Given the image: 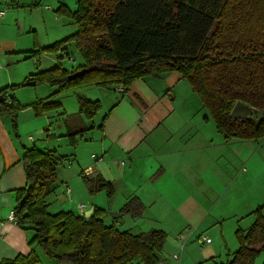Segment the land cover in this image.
<instances>
[{
  "label": "crops",
  "instance_id": "0c3cea01",
  "mask_svg": "<svg viewBox=\"0 0 264 264\" xmlns=\"http://www.w3.org/2000/svg\"><path fill=\"white\" fill-rule=\"evenodd\" d=\"M9 52L15 51L0 50V62L18 63V58L7 56L14 54ZM62 67L70 71L77 66ZM184 83L179 73L168 72L139 79L127 91L85 87L59 95L58 111L43 118L30 112L25 121L38 130V145L32 137L27 139L32 146L22 143L14 137L10 120L0 118V263L34 251L41 264H50L36 244H29L34 231L7 218L15 206L14 191L26 186L22 148L36 146L65 158L56 169L47 203L61 209L56 213L84 217L96 208L104 212L106 227L135 235L162 231L166 239L157 254L159 264H219L231 256L238 249L235 232L254 224L256 209L264 213V138L225 140ZM13 84L11 76L0 79V90ZM79 90L84 91L81 97ZM80 99L100 102L93 119L78 113ZM71 136L74 145L69 143ZM89 168L86 179L109 183L112 196L105 191L88 193L81 175ZM133 198L143 205L142 214H120Z\"/></svg>",
  "mask_w": 264,
  "mask_h": 264
},
{
  "label": "trees",
  "instance_id": "16d2710c",
  "mask_svg": "<svg viewBox=\"0 0 264 264\" xmlns=\"http://www.w3.org/2000/svg\"><path fill=\"white\" fill-rule=\"evenodd\" d=\"M8 1L14 6L15 0H5V4ZM57 12L69 15L77 32L28 54L64 53L68 57L66 45L71 41L82 64L68 71L59 57L53 68L32 74L25 85L47 84L56 88L54 95L85 87L117 86L127 91L144 77L177 72L225 140L259 142L264 138V119L254 122L230 117L236 102L264 111V0H78L74 13L64 7ZM80 70L86 73L68 79ZM9 89L14 88L0 90V118H10L17 138L19 107L8 97ZM78 103V113L88 120L101 109L99 101L80 99ZM31 107L40 117L59 109L60 104L46 100ZM73 137H69L70 145H74ZM21 153L26 186L14 191L13 210L17 225L35 233L30 245L36 244L45 257L59 264H159L157 254L166 239L162 231L135 235L113 225L106 227L104 212L96 208L88 218L72 212L50 214L48 198L53 194L56 169L65 158L36 147L22 148ZM86 178L90 195L105 191L112 196L109 183ZM143 209L133 198L119 213L139 217ZM252 215L254 224L247 231L235 232L238 249L225 264H255L254 259L264 254L263 209ZM0 264L41 263L31 251Z\"/></svg>",
  "mask_w": 264,
  "mask_h": 264
},
{
  "label": "rangeland",
  "instance_id": "374dc122",
  "mask_svg": "<svg viewBox=\"0 0 264 264\" xmlns=\"http://www.w3.org/2000/svg\"><path fill=\"white\" fill-rule=\"evenodd\" d=\"M60 7H64L70 14L74 13L78 7V0H15L14 6L9 4V1L5 4V0H0V11H4L5 14L4 17H0V50L15 51L9 52L14 54H8L7 56L18 58L17 60H19L18 63H10V65H4V60L0 62V65L3 66V69L0 70V76H2L0 79L5 80L9 76L14 79V84L9 86H13L14 89H9L8 97L10 99L13 98L19 107L18 113H16L18 114L17 137L18 139L20 138L19 140L22 143L30 146H32V141L27 140L28 137H32L35 145L39 144L37 140L39 138L38 130L33 129L31 123H25L30 115L29 113H34L31 107L32 104L46 100L60 103L61 99L59 95H52L54 92L53 87H49L47 84L25 85V80L37 71L40 72L42 69H49V67L53 68L57 64L56 60L62 54L40 53L39 55L29 56L28 53H34V50L53 45L56 42L71 37L77 32V26L71 17L57 12ZM74 46L73 42H68L66 48L69 56L63 57L60 61V64L62 66L65 65L68 69L82 64L81 58ZM185 82L183 86L190 88L189 83ZM89 88L88 90L97 89L96 87ZM78 92L79 97L84 95L82 94L84 91L79 90ZM96 97L97 95H93V99H98ZM58 110H49L40 116V118ZM34 117L39 118L35 114ZM1 118L10 120L8 117ZM36 148L38 149V146ZM49 204V213H56L61 210L60 208L56 210L57 206L53 202ZM193 248L196 249L197 246L194 245ZM230 259L231 256H225L221 260V263L225 264ZM47 260L50 264H59L54 260ZM254 260L255 264H262L264 254H259Z\"/></svg>",
  "mask_w": 264,
  "mask_h": 264
},
{
  "label": "water",
  "instance_id": "95a60500",
  "mask_svg": "<svg viewBox=\"0 0 264 264\" xmlns=\"http://www.w3.org/2000/svg\"><path fill=\"white\" fill-rule=\"evenodd\" d=\"M85 73H86V70H80L78 72H74L73 74L68 76V79L75 80V78L80 77ZM1 101H3V97L0 95V102ZM233 105L234 106L232 107L231 112H230V117L233 120L245 119V120H252L254 122H258L264 119V111L256 110L248 105H245L242 102H236ZM91 213H92V210L88 211L86 214H84V218H88Z\"/></svg>",
  "mask_w": 264,
  "mask_h": 264
},
{
  "label": "built area",
  "instance_id": "2783aa9c",
  "mask_svg": "<svg viewBox=\"0 0 264 264\" xmlns=\"http://www.w3.org/2000/svg\"><path fill=\"white\" fill-rule=\"evenodd\" d=\"M3 15H4V12H0V17H2ZM91 158L94 159L95 161H102V157L91 156ZM89 174H90V168L87 169V170H84L82 176L88 177ZM80 208H82V207H80ZM7 218H8V221L9 222H12L13 224H16L17 225V218H15L14 210L9 213V215H8ZM181 240H183V238ZM202 242L209 243L210 242V239L203 238L202 239ZM182 248H183V246L181 247V249ZM173 259H177V256L174 255L173 256Z\"/></svg>",
  "mask_w": 264,
  "mask_h": 264
}]
</instances>
